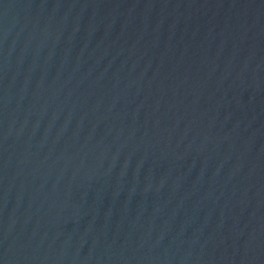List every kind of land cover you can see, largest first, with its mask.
<instances>
[{
	"label": "water",
	"instance_id": "obj_1",
	"mask_svg": "<svg viewBox=\"0 0 264 264\" xmlns=\"http://www.w3.org/2000/svg\"><path fill=\"white\" fill-rule=\"evenodd\" d=\"M0 264H264V0H0Z\"/></svg>",
	"mask_w": 264,
	"mask_h": 264
}]
</instances>
